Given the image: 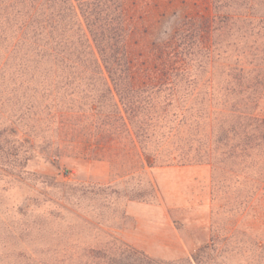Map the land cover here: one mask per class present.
<instances>
[{"label":"rangeland","instance_id":"obj_1","mask_svg":"<svg viewBox=\"0 0 264 264\" xmlns=\"http://www.w3.org/2000/svg\"><path fill=\"white\" fill-rule=\"evenodd\" d=\"M137 6L130 51L139 75L159 66L158 46L183 20L213 16L210 0ZM9 13L0 0V264H264V161L225 158L222 149L212 156L224 148L216 141L232 100L207 89L225 82L234 49L245 51L254 38L236 34L230 58L196 57L190 76L197 89L168 110L179 115L177 132L166 135L178 120L137 140L114 123L119 109L127 117L118 97L52 82L37 69L24 75ZM260 96L251 111L264 117V90ZM57 109L79 124L59 128ZM207 139L211 155L202 158ZM144 145L162 147L152 167ZM161 221L179 233L176 240L153 238L151 226ZM166 248L186 254L159 257L172 253Z\"/></svg>","mask_w":264,"mask_h":264},{"label":"trees","instance_id":"obj_2","mask_svg":"<svg viewBox=\"0 0 264 264\" xmlns=\"http://www.w3.org/2000/svg\"><path fill=\"white\" fill-rule=\"evenodd\" d=\"M146 1L4 0L17 27L24 75L37 69L52 82L66 81L78 86L83 83L88 86L86 91L95 95L118 97L127 117L116 104L120 116L114 123L128 126L137 140L148 139L166 129L168 122H177L178 113H168L174 107L173 99L184 91L197 89L196 79L190 76L196 57L204 56L209 62L221 56L230 58L234 55H229L231 47L237 45L236 34L246 36V41L254 38L251 46L246 42L245 51L234 49L237 60L228 65L225 82L208 84L207 89L222 93L228 98L226 103L232 100V104L216 141L224 148L212 151L211 140L207 139L202 158L222 149L225 158L264 161V117L251 111L264 90V0H210L213 16L183 20L172 39L155 45L159 49V66L139 75L140 68L130 51V40L139 29L131 11ZM56 112L59 128L79 124L77 118H68L69 112ZM178 126L179 120L166 135L173 136ZM144 148L149 162L162 149L150 151L146 145ZM199 153L193 158H201ZM148 166L152 167L153 162Z\"/></svg>","mask_w":264,"mask_h":264},{"label":"crops","instance_id":"obj_3","mask_svg":"<svg viewBox=\"0 0 264 264\" xmlns=\"http://www.w3.org/2000/svg\"><path fill=\"white\" fill-rule=\"evenodd\" d=\"M140 224L139 227L141 226V220H139ZM153 231L151 233V235L153 236V238H157V240H159V242H170L171 240H176L177 237L179 236V233L176 230H173V232L168 233L165 231V229H167L166 224L164 222H158L156 224H154L153 226H151ZM173 239H172V238ZM167 251H172L171 254L165 253V255H158L159 257H165V258H172V257H177V256H184L186 254V250L181 249L178 253L177 250H172L169 248H166ZM161 252V250H160Z\"/></svg>","mask_w":264,"mask_h":264}]
</instances>
